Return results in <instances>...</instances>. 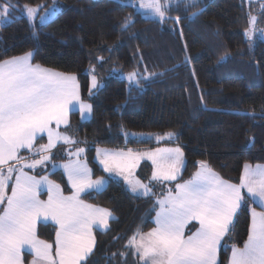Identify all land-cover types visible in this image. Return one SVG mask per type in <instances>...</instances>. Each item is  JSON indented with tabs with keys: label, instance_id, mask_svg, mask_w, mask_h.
Listing matches in <instances>:
<instances>
[{
	"label": "trees",
	"instance_id": "obj_1",
	"mask_svg": "<svg viewBox=\"0 0 264 264\" xmlns=\"http://www.w3.org/2000/svg\"><path fill=\"white\" fill-rule=\"evenodd\" d=\"M51 2L12 0L18 9L12 22L0 27V60L33 51V63L77 76L93 113L82 120L78 110L70 112L68 134L90 145V153L96 145L152 143L131 132H174L185 157L177 181L192 177L199 161L232 182H239L245 163H264V40L252 47L246 40L250 11L245 0H199L187 11L182 4L168 13L180 17L179 23L164 25L124 0H59L62 8L47 24H30L23 6ZM200 9L202 14L188 19ZM125 18L134 21L127 29L122 27ZM101 56L102 63L97 60ZM90 65H96L102 85L92 97ZM137 67L164 75L142 82L141 93L136 88L130 92L127 81L111 71ZM93 166L102 172L94 161ZM58 178L66 184L63 176ZM83 196L114 216L109 230H95L90 264H121L128 238L154 226L156 197L133 194L120 178L109 179L100 193ZM251 207L256 205L249 201L238 210L233 238L223 242L228 250L221 247L219 264H228L233 242L240 247L247 239ZM37 234L53 242L55 225L38 223ZM24 256L27 264L31 253L24 251Z\"/></svg>",
	"mask_w": 264,
	"mask_h": 264
},
{
	"label": "snow or ice",
	"instance_id": "obj_2",
	"mask_svg": "<svg viewBox=\"0 0 264 264\" xmlns=\"http://www.w3.org/2000/svg\"><path fill=\"white\" fill-rule=\"evenodd\" d=\"M198 3L199 0H139V9L156 23L176 24L180 17L168 15L170 11H179L182 4L185 11L195 9ZM41 7L44 6H23L33 26ZM17 9L12 0H0V27L12 22V12ZM57 11L45 10L39 16L40 25L47 24ZM202 11H192L188 19L194 20ZM132 23L125 18L122 27L127 29ZM256 24L257 17L250 15L249 27L244 32L250 46ZM34 55L33 51H27L0 60V264H26V248L32 253L27 264H90L95 247L94 229L109 230V221L114 216L111 210L82 199L92 191L105 190L108 180L103 176L93 179L86 159H82L86 149L77 146L80 142L68 130L69 112L78 110L82 120H87L93 113V105L82 99L76 75L34 64ZM228 58L224 56L221 61ZM188 59L186 56L185 60ZM97 60L102 63L104 57ZM96 72V65H90L89 97L96 94L94 89L102 87ZM157 75L164 73L149 72L146 67L141 72L137 67L122 74V78L130 92L136 88L142 93V82H152ZM45 134L47 143L35 147L38 138ZM165 136L172 139L175 133ZM61 143L72 144L75 150L68 152L67 162L57 165L51 163L52 150ZM21 150L31 155L21 156ZM96 158L109 178L113 174L122 177L129 191L138 196L154 195L152 181H177L184 168V153L179 146L142 153L97 148ZM143 159L150 160L153 167L149 184L133 178V170ZM49 163L53 172L63 170L71 189L69 195L49 175L25 171ZM45 190L48 198L42 200L40 195ZM249 201L261 210L250 208L247 239L243 247L231 244L228 264H264V165L252 167L247 163L239 183H232L214 172L206 161H199L198 170L189 180L175 183L156 200L155 227L146 233L139 230L134 233L125 245L127 251L120 255L131 253L140 264H219L221 247L228 250L222 242L233 238L238 210L247 207ZM49 221L55 225L52 243L37 234L38 223ZM186 230L190 234L186 235Z\"/></svg>",
	"mask_w": 264,
	"mask_h": 264
},
{
	"label": "rangeland",
	"instance_id": "obj_3",
	"mask_svg": "<svg viewBox=\"0 0 264 264\" xmlns=\"http://www.w3.org/2000/svg\"><path fill=\"white\" fill-rule=\"evenodd\" d=\"M124 1L127 2V3H130L132 5H135L134 7L136 9H138L144 15L147 16V14L145 13L144 10H140L139 9V0H124ZM245 2H246V5H247V7H248V9L250 11V15L257 17L256 31H254V33H253L251 46H250V47H252L253 44L257 40H264V36L261 35V32H264V0H245ZM33 7H35V6H33ZM54 8L58 9V11L56 12V14L53 17H55L58 14V12L61 10V8H62L61 4L59 3V0H52V2L49 5H46L45 7L40 8L39 11H38L37 18H36L34 24L39 23V16L43 15L45 13V10H52ZM24 14H25V12H24ZM248 27H249V22H248V25H247L246 29ZM41 66H43V65H41ZM44 67L48 68V69H53V68H49V67H46V66H44ZM53 70L54 71H58V70H55V69H53ZM128 72H131V71H122V70H120L119 72H115L114 74L117 75V76L122 77V74H126ZM62 73H64V72H62ZM81 97H82V95H81ZM82 99H84L85 101L90 103L87 99H85L83 97H82ZM72 111H75V110H72ZM72 111H70V112H72ZM70 112H69V115H70ZM62 128H64L63 125L60 126V131H62ZM172 133H174V132H172ZM129 135H132L133 137H136L137 139H140V138L141 139H145V138L153 137L154 141L152 142L153 144L150 143V144H142V145H128V144H123V145H96L95 148L93 149L92 153H90V151L88 150V147L90 145H87V144H84V143H79L77 145L79 147H84L86 149V152H85L84 156L82 157V159H86L88 167L92 170L93 179L101 177V176L105 177L108 181L111 178L123 179L122 177H117L114 174H113V176L111 178H109V174L105 173L103 171V166L100 165L98 159L96 158V149L97 148L108 149V150H111V151H117V150L127 151L128 149H131L134 152H141L142 153V152H148V151L155 152L158 149H165L166 146L162 145L163 143L160 142L162 140H166L167 142L168 141H175V142H169V143H175V144L179 143L178 141H176V138H175L176 136H174L172 139H168L165 136V134L162 135V134H149V133H145V132H131V134H129ZM129 135L126 136L127 139H128ZM161 137H163V138H161ZM46 143H47V135L45 134L43 136V138H38V140H37V142L35 144V147H39L40 144H46ZM165 145H167V144H165ZM176 145L181 147V149L183 151L181 143L176 144ZM170 148H175V147H170ZM70 150L74 151L75 150V146H73L72 144H68V145H64L62 143L58 144L57 148L52 150L53 156H52L51 163H56L57 165H59V164H63L65 162H67L68 159H69L68 152ZM20 155L24 156V157H28L31 154L27 150H21ZM33 158L38 159L39 157L35 156ZM93 161L102 170V172L97 173L96 169L93 166ZM51 163L47 164L46 166H38L34 171L29 170V169H25V171H29V174L37 175V176L49 175V179H51V180L55 181L56 183L60 184L62 189L64 190V194L65 195H69L70 192H71V189H70V186L68 185V181H67L66 175L63 173V170L60 169V168L56 169L53 172V170L51 168ZM184 164H185V157H184ZM152 170H153V167H152L151 161L147 160V159H143V160H141L139 166L136 169L133 170V178H137V179L141 180L144 184H149L150 183V177L152 175ZM182 171H183V169L181 170L180 175H181ZM58 175L63 176V178L65 179L66 184L62 183V181L58 178ZM142 175H145L148 178L147 181L141 179L140 176H142ZM177 182H179V181H173V182H155V181H152L150 186L152 187V191L154 193V196L156 197V200L158 198H161L162 195L166 194L167 188L174 187L175 183H177ZM9 194H10V191H9ZM47 198H48L47 191L46 190L42 191L41 195H40V199L47 200ZM82 199H84V201L86 203H88V200H86L84 198V196H82ZM104 209L110 210L108 207L105 208V206H104ZM157 210H158V207L156 206V211ZM95 230H97V229H95ZM95 230H94V237H95V242H96ZM24 251H27V250H24ZM31 259H32V253H31V256L29 257V261H31ZM135 264H137V263H135Z\"/></svg>",
	"mask_w": 264,
	"mask_h": 264
},
{
	"label": "crops",
	"instance_id": "obj_4",
	"mask_svg": "<svg viewBox=\"0 0 264 264\" xmlns=\"http://www.w3.org/2000/svg\"><path fill=\"white\" fill-rule=\"evenodd\" d=\"M19 56V55H18ZM8 59V58H7ZM33 63V62H32ZM34 64H36V63H34ZM42 67H44V66H42ZM51 70H53V69H51ZM59 72H61V71H59ZM65 73V72H64ZM67 74H71V73H67ZM145 139H148L149 141H151V142H153L154 141V138L153 137H150V138H145ZM160 142H162L163 144L162 145H164V146H166V148L165 149H169L170 147H177V145L176 144H179V143H169V142H175V141H166V140H162V141H160ZM165 144H167V145H165ZM169 145V146H168ZM246 164V163H245ZM244 164V165H245ZM247 164H250L252 167H255L256 165H264V163H250V162H248ZM212 169V168H211ZM243 169H244V167H243ZM198 170V167H197V169H196V171ZM213 170V169H212ZM214 172H216L215 170H213ZM242 172H243V170H242ZM217 174H219L218 172H216ZM180 175V174H179ZM220 175V174H219ZM221 176V175H220ZM222 177V176H221ZM191 178V177H190ZM190 178H188V179H183V180H180L179 182L180 183H183L184 181H186V180H189ZM223 178V177H222ZM224 180H227V179H225V178H223ZM227 181H229V180H227ZM231 182V181H230ZM232 183H239V182H232ZM88 204H92V205H95V204H93V203H91V202H89L88 201ZM95 206H98L99 208H102V209H104V206H101V205H95ZM106 208V207H105ZM256 208H257V211H260L261 209H260V207L259 206H257L256 205ZM155 216H156V212H155V215H154V218L153 219H155ZM250 221H251V213H250ZM50 223H52L51 221H49ZM110 222V221H109ZM53 224V223H52ZM153 227H155V223H154V226ZM152 227V228H153ZM151 228V229H152ZM151 229H149L148 231H150ZM95 230V229H94ZM100 230V229H99ZM192 230H194V229H192ZM148 231H145V233L146 232H148ZM187 234H190V232H188L187 230H186V235ZM39 237V236H38ZM40 238V237H39ZM40 239H42V240H45V239H43V238H40ZM55 240V239H54ZM54 240H53V242H54ZM48 241V240H47ZM48 242H50V241H48ZM50 243H52V242H50ZM223 243V242H222ZM240 247H243V245L242 246H240ZM25 250H27L28 252H30L27 248L25 249ZM127 250L125 249L124 250V252H126ZM31 253V252H30ZM230 255H231V252H230V254H229V257H230ZM229 257H228V260H229ZM121 259H120V263L121 264H135V263H137V264H140V262H138V260H137V258L134 256V255H132L131 253H129L127 256H121L120 257ZM218 261H220V252H219V256H218Z\"/></svg>",
	"mask_w": 264,
	"mask_h": 264
}]
</instances>
